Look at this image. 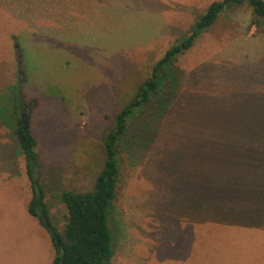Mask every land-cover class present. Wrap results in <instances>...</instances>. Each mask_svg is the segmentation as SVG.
Instances as JSON below:
<instances>
[{
	"label": "rangeland",
	"instance_id": "obj_1",
	"mask_svg": "<svg viewBox=\"0 0 264 264\" xmlns=\"http://www.w3.org/2000/svg\"><path fill=\"white\" fill-rule=\"evenodd\" d=\"M220 1L0 0V104L15 86L55 230L66 218L61 193L90 191L102 169L115 115ZM252 19L246 4L221 12L174 61V89L125 123L109 264H264V151L246 155L264 144V22ZM9 124L0 117V264H51Z\"/></svg>",
	"mask_w": 264,
	"mask_h": 264
},
{
	"label": "trees",
	"instance_id": "obj_2",
	"mask_svg": "<svg viewBox=\"0 0 264 264\" xmlns=\"http://www.w3.org/2000/svg\"><path fill=\"white\" fill-rule=\"evenodd\" d=\"M241 4H246L251 9L253 26L258 27L264 22V0H222L211 3L205 12L196 18L188 32L164 52L153 65L150 76L137 88L133 99L115 115L113 125L103 139L104 162L93 180L91 190L85 193L63 191L60 195V201L66 210L63 229L61 232L52 226L49 230L46 229L55 252L51 264H109L113 249L108 222L113 215L115 187L120 170L119 155L123 146L130 144L132 138L129 130L125 131V123L135 121L144 115L153 99L163 100L169 86L174 89L172 65L176 58L191 47L194 40L213 24L221 12L230 6ZM8 92L7 97L3 95L1 97L0 117L5 115L10 122L13 137L25 160V175L31 193L27 213L35 217L42 226L41 215L48 218L42 201L44 197L42 180L37 176L38 170L42 167L41 158L35 150V138L29 129L24 130L22 127L18 90L11 86L8 87ZM165 105L167 106L168 102H165ZM245 131L244 124L243 128L235 129L233 135L239 138ZM133 142L132 144L138 143L136 139ZM253 148H259L258 152H263L264 144L256 142L251 144V147L247 146L246 155H256L251 152ZM56 241L59 243L58 247Z\"/></svg>",
	"mask_w": 264,
	"mask_h": 264
},
{
	"label": "water",
	"instance_id": "obj_3",
	"mask_svg": "<svg viewBox=\"0 0 264 264\" xmlns=\"http://www.w3.org/2000/svg\"><path fill=\"white\" fill-rule=\"evenodd\" d=\"M21 56L19 54L16 55V58H15V63L17 66H19L21 64V60H20ZM18 75H22L21 71H18L17 72ZM20 121H21V124L23 125V129L26 130L28 129L27 127V124H26V121L24 118H22V116H20ZM41 212V211H40ZM41 222H42V225L45 229H50V224L48 223V220L43 216L41 215ZM56 246L58 247L59 246V243L56 241Z\"/></svg>",
	"mask_w": 264,
	"mask_h": 264
},
{
	"label": "crops",
	"instance_id": "obj_4",
	"mask_svg": "<svg viewBox=\"0 0 264 264\" xmlns=\"http://www.w3.org/2000/svg\"><path fill=\"white\" fill-rule=\"evenodd\" d=\"M220 181L223 182L225 185H227V170L224 171V174L222 175ZM216 184L217 185H222V184H218V183H216ZM220 196H221V198H223V201L226 203L227 202V186H225L224 192L220 193ZM225 213H227L226 207H225ZM53 256H54V254H53ZM53 256H52V258H53Z\"/></svg>",
	"mask_w": 264,
	"mask_h": 264
},
{
	"label": "flooded vegetation",
	"instance_id": "obj_5",
	"mask_svg": "<svg viewBox=\"0 0 264 264\" xmlns=\"http://www.w3.org/2000/svg\"><path fill=\"white\" fill-rule=\"evenodd\" d=\"M20 116H22V118H24V115L23 114H21Z\"/></svg>",
	"mask_w": 264,
	"mask_h": 264
}]
</instances>
